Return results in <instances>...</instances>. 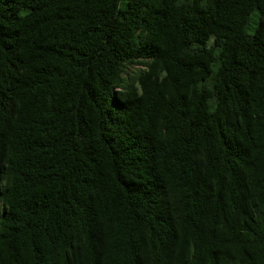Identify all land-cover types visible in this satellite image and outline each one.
Listing matches in <instances>:
<instances>
[{
	"label": "trees",
	"instance_id": "trees-1",
	"mask_svg": "<svg viewBox=\"0 0 264 264\" xmlns=\"http://www.w3.org/2000/svg\"><path fill=\"white\" fill-rule=\"evenodd\" d=\"M0 264H264V0H0Z\"/></svg>",
	"mask_w": 264,
	"mask_h": 264
},
{
	"label": "rangeland",
	"instance_id": "rangeland-1",
	"mask_svg": "<svg viewBox=\"0 0 264 264\" xmlns=\"http://www.w3.org/2000/svg\"><path fill=\"white\" fill-rule=\"evenodd\" d=\"M256 14H257V11L254 10L251 14V18H250V26L248 28V30L251 29V27L254 25V20L256 19Z\"/></svg>",
	"mask_w": 264,
	"mask_h": 264
}]
</instances>
